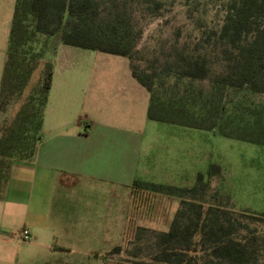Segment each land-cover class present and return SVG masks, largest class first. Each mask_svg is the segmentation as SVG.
<instances>
[{
    "label": "trees",
    "instance_id": "1",
    "mask_svg": "<svg viewBox=\"0 0 264 264\" xmlns=\"http://www.w3.org/2000/svg\"><path fill=\"white\" fill-rule=\"evenodd\" d=\"M142 2L157 4L155 0ZM224 7L220 29L205 35L207 43L214 38V45L221 44L222 52L231 56L224 73L210 77L204 56L175 50L173 59L161 67L165 77L174 79L168 90L160 89L163 83L157 86L161 76L155 70L140 71L131 63V76L149 94V121L214 132L264 148V105L240 100L229 108L226 102L230 91L242 96L264 93V0H230ZM118 28L117 17L100 19L95 0H15L0 80V112L12 101L21 99V103L9 123L0 127V196L13 161L30 162L35 156L57 45L131 61L133 45ZM53 41L56 46L52 49ZM183 79L209 81V89H195L192 83L179 87ZM219 173V168L209 169L206 175L197 173L191 188L133 180L131 212L143 208L149 214L158 195L176 197L180 202L167 231L137 229V242L145 235L151 238L145 247L146 260L137 249L139 252L130 254L132 264L263 263L264 236L255 227L243 225L227 210L196 202L207 191L209 179ZM251 218L262 222L264 213Z\"/></svg>",
    "mask_w": 264,
    "mask_h": 264
},
{
    "label": "crops",
    "instance_id": "2",
    "mask_svg": "<svg viewBox=\"0 0 264 264\" xmlns=\"http://www.w3.org/2000/svg\"><path fill=\"white\" fill-rule=\"evenodd\" d=\"M13 7L0 11V80ZM77 50L57 47L35 156L11 165L0 196V264H78L75 253L84 257L79 264H107L104 255L125 234L133 180L189 188L191 166L200 162L189 150L188 128L154 127L147 119L149 94L132 78L129 63L121 77L132 95L113 101L114 109H80L75 122L74 109L52 106L55 87L58 95L68 92L60 85H70ZM85 118L89 131L80 134ZM118 190L123 196L110 221L106 201ZM23 229L29 240L19 242L13 235Z\"/></svg>",
    "mask_w": 264,
    "mask_h": 264
},
{
    "label": "rangeland",
    "instance_id": "3",
    "mask_svg": "<svg viewBox=\"0 0 264 264\" xmlns=\"http://www.w3.org/2000/svg\"><path fill=\"white\" fill-rule=\"evenodd\" d=\"M95 1L100 8L101 20L112 21L114 17L118 18V29L125 31L128 43L133 45L132 59L129 61L120 56L97 51L77 50L79 58L77 62L72 63L73 77H69V74L66 77L70 85L64 83L60 85L61 91L68 92L58 95L56 92L58 89L55 87L50 98L51 105H55L57 109H74L75 115L73 117L72 112L71 121L73 119L75 122L78 121L79 115L82 114L79 112L80 109H114L111 108L113 101L132 95L125 79L121 77L126 75L123 71L126 63L129 65L133 63L140 71L155 70L161 76L157 79V86L160 83L164 84L161 90H168L174 81L173 77H165L162 74L161 67L173 59L175 50L204 56L210 69V77L227 70L231 56L222 52L225 48L221 44L214 45V38L207 43L205 37L209 31L217 32L220 29L225 16L224 6L230 0H155L157 4L151 6L144 4L142 0ZM14 2L15 0H0V11ZM40 46L39 43L37 48ZM55 46L56 41H53L50 47L53 49ZM51 59L54 61L55 55ZM35 79L36 74L32 82ZM189 83H192L191 86L195 89L205 91L210 85L209 81L189 82L183 79L179 87ZM240 100L264 105V93L242 96L241 93L230 91L226 102L229 101L230 108L233 102ZM20 103L21 99L12 101L5 112H0V127L9 123ZM86 119L80 122V134L89 131ZM71 124L73 125V122ZM153 125L159 128L170 127L159 123ZM188 130L191 145L189 150L200 160L196 169L193 170L191 166L193 174L190 177L189 188L194 185L197 173L206 175L209 169L216 168L220 171L218 175L209 179L207 191L198 195L196 202L204 207L215 206L234 213L243 225L255 227L258 233L264 236V220L255 223L251 218L264 213V148L226 139L214 132ZM149 133L153 135V131L150 130ZM120 191L110 192L108 200L105 199L110 221L117 216V208L120 206L117 198L123 196ZM155 199L154 207L149 214L143 208L135 212L127 211L129 220L125 234L121 235L119 244L104 255L105 263L132 264L133 258L130 254L139 252L137 249H141L139 257L146 260L145 247L151 237L145 235L137 242L134 238L137 229L167 231L180 202L179 198L162 195L156 196ZM107 206L104 205V213ZM12 232L16 233L15 230ZM116 247L120 250L115 251ZM81 257V253H75L73 263L79 264V260L84 258Z\"/></svg>",
    "mask_w": 264,
    "mask_h": 264
},
{
    "label": "built area",
    "instance_id": "4",
    "mask_svg": "<svg viewBox=\"0 0 264 264\" xmlns=\"http://www.w3.org/2000/svg\"><path fill=\"white\" fill-rule=\"evenodd\" d=\"M15 237H17L18 240L20 241H27L29 240V233L26 229H23L21 231H19L17 234L13 235Z\"/></svg>",
    "mask_w": 264,
    "mask_h": 264
}]
</instances>
